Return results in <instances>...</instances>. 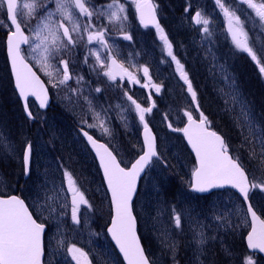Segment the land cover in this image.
<instances>
[{"label":"snow or ice","instance_id":"1","mask_svg":"<svg viewBox=\"0 0 264 264\" xmlns=\"http://www.w3.org/2000/svg\"><path fill=\"white\" fill-rule=\"evenodd\" d=\"M135 4L136 12L139 15L140 23L147 27L149 24L155 26L160 41H162L163 50L166 53L165 60L171 58V61L176 65V72L179 74V79L187 86V93L190 94L193 102L197 100V92L193 88L192 81L185 69V65L174 53L173 43L169 40L163 27L156 18V5L151 0H132ZM241 5H247L249 9L255 11L256 17L259 18L260 24L264 25V2L257 3L256 0H237ZM125 3H120L119 0H112L107 5L96 6L92 0H28V2L20 3V0H0V14L7 21L8 27L14 30L7 32V47L11 58L12 71L15 76V88L18 90V95L22 100L23 108L29 120H35L32 111L29 108V97L34 98L38 102L40 109H46L49 105L48 90L44 87L40 79L32 72L29 65L25 62L21 55V45L27 44L32 49V52L38 56L37 63L43 69L51 67L48 61L55 59L57 61V73L62 72V78L58 83H52L54 88L59 86L67 87L70 80L75 79L77 88L70 89L72 96L77 99L83 94L82 84L86 83L82 76L73 77L69 71L71 63V51L77 47L78 43L84 40L83 33H87V45L96 42L103 48L110 49L105 37L108 35L109 29L101 27L95 29L96 25L93 20L99 21L107 15L108 23L123 22L128 19L126 14ZM215 5L227 20V32L231 36V40L236 49L247 53L251 60L260 65L259 71L264 74V64L258 58L257 51L249 45L248 32L244 30L245 22L241 21L240 16L236 15V9L227 3V0H214ZM54 4V8L52 7ZM91 5V7H89ZM191 11L190 7L185 8V12ZM74 14L84 17L88 23L81 25L74 20ZM58 17V18H57ZM32 20H37L32 36L24 35L25 28ZM71 23V29L66 26L65 22ZM191 22L197 26H201L199 30L203 33L204 39L212 36L210 20L205 18L200 10H196L191 16ZM22 24L24 27H22ZM0 26H3V21H0ZM73 34L77 39H74ZM124 40L131 41L133 38L129 33H123ZM64 53L69 54V59H62L60 56ZM264 55V54H262ZM89 56H94L100 67L104 66V61L101 59V54L98 51L90 49L84 56V62L87 63ZM111 63L116 66L117 62L114 57L109 55ZM205 59H210L209 73L215 76L217 70L220 73V78L224 82L225 88L220 90V94L225 98L226 110L239 107L242 123L238 124L241 132L242 145L247 144L255 151L260 148L261 153H264V128H261L258 122L252 116L251 109L247 102L242 101L240 94L235 85V79L226 72L222 65L216 63L214 54L209 49L205 52ZM164 62V61H162ZM59 66H62L59 67ZM92 70L95 67L90 66ZM123 73L127 76L129 84H140L139 79L119 66ZM144 77L147 78V83L140 85L143 88H153L156 94H159L162 85L153 84L149 75V68L142 67ZM46 74L52 76L51 72ZM104 75L109 80H116V75L111 70L104 72ZM123 79V77H121ZM95 92L100 93L102 89L95 88ZM124 95L127 100L134 105L135 113L138 115L139 122L143 125V144L140 149V154L131 164V167H121L117 156L108 147L107 144L99 143L87 129H99L104 135H110L107 127H104V121L100 120L99 125L96 123H88L87 120L82 121L78 131L82 138L86 140L96 151L99 157L100 166L103 169V177L106 180L107 190L110 191V203L114 210V215L111 217V226L107 231L111 234L115 244L123 253L127 264H155L153 260L145 254V250L140 244L139 238L136 235V217L133 215V198L138 191V179L141 173L154 164L159 163L165 168L168 167L167 161L161 157L157 151L156 137L152 134L146 121V113L151 114L155 107V102L149 107H142L137 103L132 96L125 91ZM151 93H149V99ZM71 99V97H67ZM88 103L89 111L93 112V120L99 118V113L91 104V101L84 98ZM197 111L199 104H196ZM106 112L107 109H104ZM188 124L183 129H173L174 131H182L187 137L188 143L195 151L196 166L192 172V181L189 184L191 191L196 193H210L215 189H223L226 187L234 188L238 191L241 200L246 206V213L251 215L252 228L247 235V247L250 250H259L264 253V220L260 219L257 212L254 210L250 200L252 192L259 190L264 192V181L256 182L249 181L248 172L243 167L239 156L229 154V145L224 138L215 131H210L207 127L210 124L208 117L203 112H199L200 119L194 120L192 113L186 111ZM167 118V115L165 116ZM169 128L172 124L169 123ZM0 148H3L5 154L11 155L14 151V146L0 134ZM34 145L32 141H26L22 151V176L30 178L32 175V155ZM251 159V156H250ZM58 167L62 170L63 183L59 188V197L63 203L53 206L52 197H46V204L40 205L42 209L46 208L49 212V217L62 221L66 217L70 208V217L73 227L81 224V208L85 207L86 212L93 210L92 204L86 198L85 193L81 191L77 185L76 179L72 173L64 167V164L58 159ZM48 181L45 179L44 184ZM70 194V201L68 196ZM195 209H183L177 211L175 206L169 210L167 225L163 228L158 239L164 248L172 253L173 264H179L176 259L178 243L172 238V232L183 233L182 220L189 226L192 233V240L189 242L193 249V264H205L206 249L209 245L220 240V233L234 230L238 225L229 222V214L231 209L226 208L221 212L216 205H213L208 211L212 213L207 217L213 221L216 227L213 229L211 225H204L197 217H193L192 213ZM56 214L55 216L53 214ZM161 218V213L157 214V219ZM195 225V226H194ZM48 225L40 223L34 218L33 212L29 210V205L24 199L16 195L6 197L0 196V264H42L44 255L43 236ZM57 231H60L58 225ZM212 234H209V233ZM66 241L61 239L58 241L60 247L65 246ZM222 243V241H221ZM67 254H70L71 259L76 261V264H81V257L87 258V253L83 249L78 248L76 244H71L66 247ZM226 256L231 253L225 248L222 249ZM87 264H92L87 261ZM243 264H256L252 256H247L243 260Z\"/></svg>","mask_w":264,"mask_h":264},{"label":"rangeland","instance_id":"2","mask_svg":"<svg viewBox=\"0 0 264 264\" xmlns=\"http://www.w3.org/2000/svg\"><path fill=\"white\" fill-rule=\"evenodd\" d=\"M24 2H28V0H20V3ZM119 2L125 3V0H119ZM256 2L260 3L264 2V0H256ZM227 3L236 9V15L240 16L241 21L245 22L244 30L248 32L249 45L257 51L258 58H260L261 63L264 64V55L262 57V54H264V25L260 24L259 18L255 15V11L249 9L247 5L239 4L237 0H227ZM107 4L100 3L95 5L100 6ZM156 5H158L157 2ZM54 6L55 5L52 4L53 8ZM89 7H91V5H89ZM125 7L128 19L123 22V25H121L120 22H113L110 24V27L108 26L109 23L107 17L105 19L101 18L99 21H92V23H97V29L90 30H99L98 27L102 26L109 29L108 36H106L105 39L107 40L109 49L111 50L110 53L108 49L103 48L96 42H93L85 47V44L87 43V33H83L84 40L78 43L77 47L71 51V63L69 64L71 74L73 77L82 76L86 82L81 85V87H83V94L78 99L75 96H72L69 91L70 89L78 87L75 79L68 82L67 87L59 86L54 88L52 86V83H58V81L62 78V72L57 73L56 69L58 65L55 59H50L48 61L51 67L43 69L41 65L37 63L38 56L32 52L29 45L24 48L23 54L33 64L40 75L48 82L54 98L53 108L65 112L66 116H68V118L72 121L83 118V120H87L88 123H96L99 125L100 120H103L104 127L109 129L110 135L102 134L99 127L92 130L103 139L110 142V144L118 152L120 159L125 163H129L132 157L136 156L140 152V132L143 125L138 120V115L135 113L134 105H131V102L127 100L124 93L127 91L128 95L134 96L132 98L136 100L137 103H140L142 107H149L153 102H155V107L153 108L152 113H146V121L157 132L160 151L162 152L163 158L170 163L176 171L175 176L180 180L181 176H187L189 174V178L194 165L191 161L190 155L188 153L186 154L181 145L177 141L171 140L169 136H172V133L180 134V131H174L173 129H178L177 125L179 121L187 120V116L184 115L186 111L191 112L192 116L198 115L199 110L197 111L196 109L197 101L193 102L190 94L187 93V86L179 79L175 63L171 61L170 57L167 58V60L164 59L166 53L163 50L162 41L159 39L156 28L148 29L139 23L135 12V4L132 0H127ZM193 10H200L202 15L210 20V27L212 31V36L204 39L203 33L199 30L202 28V25L196 26V31H193L191 34L193 40L200 38L201 42L209 44V48H215L213 32L214 29L217 28L226 31L225 36L229 38L228 47L231 52H233L237 57H241L239 54L248 55L247 53L236 49L233 45L231 36L227 32V20L215 5L214 0H199V3ZM193 14L194 13L190 15V18ZM83 18L84 17L74 14V20L77 23L82 24L81 19ZM100 22H104L102 23V26H99ZM36 24L37 20H32L28 24L27 28H25L30 37L33 33L32 31H29L28 28L34 29ZM65 24L71 29V23L66 21ZM22 26L24 27L23 24ZM8 31H10V28H8ZM111 31L114 37L110 39L109 33ZM125 32L132 36L133 39L131 41L124 40L122 38V35ZM73 35L74 39H77L76 35ZM195 43L196 42H194V45ZM90 49L100 52L101 59L104 61L103 67L99 66L94 56H89L87 63L84 62V56ZM201 49L205 53V50H203V48ZM173 50L175 51L174 48ZM109 55L115 58L118 69H115L112 65ZM177 57L181 60V63L184 64V60L188 57L186 48H179V55ZM60 58L69 59V54L64 53L60 56ZM121 65L123 69H127L128 72L135 75L139 79L140 84H129L127 76L119 67ZM90 66L95 67V70H92ZM143 66H147L149 68L151 82L153 84L162 85L159 94H156L153 88H143L140 86L148 82L142 72ZM256 67L259 69L260 65L257 64ZM2 70L3 67L0 65V75ZM109 70H111L114 74H117L116 80H109V78L104 75V72ZM46 71L51 72L52 76L47 75ZM262 76L264 78V74H262ZM121 77H123V79ZM50 80L52 83H50ZM109 82L112 83V90L108 91V93L106 90L103 91V89L104 85ZM95 88H100L102 91L97 93L94 91ZM4 91H7V87ZM149 93H151L150 99ZM67 97H71V99H67ZM85 97H87L88 101H91L95 113L100 114L99 118L95 121L93 120L94 113L89 111L88 103L84 99ZM161 99L167 101L168 106L170 102L173 103L174 110L168 109L166 110V114L162 112L163 108L160 106ZM103 105H105L107 109L106 112L102 111ZM31 108L33 112L37 111L36 106L33 103H31ZM234 109H239V107L237 106ZM50 115L51 113L48 114V116ZM166 115L167 118H165ZM42 119H44V115L42 116ZM51 121L52 118L48 117L46 122L48 123ZM169 123L172 124L171 128L168 127ZM64 124L65 122L61 121V125L63 126ZM25 128H27V126H25ZM18 131L20 132L21 129L19 128ZM0 134H3L7 141L14 146V151L11 155L15 160H17L16 154H18L19 149H16V145L6 136L1 124ZM12 134L15 135L13 132ZM17 145H20V143H17ZM70 146L72 151L76 153L75 150H78L76 148V144L72 143ZM20 148L23 151L24 145ZM0 150L4 149L0 148ZM50 155H52V153L49 152L42 140L38 141L34 145L32 155V175L30 177V183H28L25 187L30 207L40 220L47 222L50 226L45 241L47 263L76 264V261L72 260L70 254H67L65 250L67 246L76 244L78 248L83 249V251L88 254L86 259L81 257V264H87V261H91L92 264H120L118 257L106 235V230H103L102 224H100L99 227L96 225L97 222L101 221V214L106 216V221H109L111 210L109 213L108 211L106 212V208L102 209L100 212L97 211V208L101 207L102 204L106 202V194L103 191L104 188L101 185L97 172H94L93 170V168H95L93 164L92 168L84 161V159L81 160V175H86L85 178L80 175H76L73 168L66 167L76 179L77 185L80 187L81 191L85 193L89 203L92 204L93 208L96 207V212L94 210V213L92 210L90 211L92 213L91 215V213L86 212L85 207L82 206L80 225L73 227L70 217V208L68 209L69 214L66 217H63L62 221H57L56 219L49 217V212L46 208L42 209L40 207V205L46 204V197L53 198L51 203L53 206H57L58 211V205L63 203L62 199H57L60 195L59 188L63 183L62 170L58 167L57 160L51 158ZM262 173L263 177L258 179V183L263 181L264 172L262 171ZM163 174V165L156 163L151 167L150 171L143 180L136 200V208L142 224V235L144 236L146 242H148V247L151 251V260H153L155 264H173L171 258L172 253L166 250L160 240L158 239L157 241L156 238L160 236L163 228L168 226L167 221L169 217V210L172 206H175L177 211L192 209L186 207L188 205V201H181V196H179L176 203L166 205L163 189L160 186L161 181L164 179ZM45 179L48 181L47 185L44 184ZM6 186V178L0 176V191L9 193L8 191L11 189H7ZM187 186H189V182L186 187ZM178 189L179 193L182 194L183 188L181 184H178ZM88 192L91 194V199ZM92 192H94V194H92ZM179 193L176 191L175 195L178 196ZM186 193L188 192L186 191ZM260 196L261 195H258L259 198ZM214 198H216V201H220L224 210L226 208L231 209L228 219L230 223L238 225V227L235 228L236 230L239 231L245 227V219L247 216L245 209L240 202H237L232 195L227 197L216 196ZM68 199L70 201V194ZM258 210L264 217L263 203L258 207ZM158 213H161L160 219H157ZM53 215L55 216L56 214L54 213ZM209 216L211 215H208V217ZM193 217H197V215L193 214ZM207 222L208 225H211L210 219H207ZM58 225L60 227L59 232L57 231ZM187 226L188 225L182 220V228L184 231L183 233L178 234L189 232ZM172 238L178 243V254L180 252V238L178 237L177 232H172ZM61 239L66 241L64 247H60L58 245V241Z\"/></svg>","mask_w":264,"mask_h":264},{"label":"trees","instance_id":"3","mask_svg":"<svg viewBox=\"0 0 264 264\" xmlns=\"http://www.w3.org/2000/svg\"><path fill=\"white\" fill-rule=\"evenodd\" d=\"M155 1L159 5L158 13L161 19V27H163L169 40L173 43L175 55H179V48H186L188 57L184 60V65L189 74V78L192 81L193 88L197 92L196 101L199 104V112H203L204 115L208 117V120L210 121L209 126L212 129L224 136L226 143L229 145V151L234 157H240V161L248 172L250 180L253 181V178L255 177V180L258 183V179L263 177L264 153H261L259 147L253 152L249 145H242L241 132L238 128V124L242 123L240 109L230 108L226 110L224 103L226 97L220 94V90L224 89V91L227 92L228 89L225 88L218 70L215 76L210 75L209 65L211 61L210 59H205V53L201 48H203L205 52L210 49L216 58V63L222 65L226 72L234 77L235 85L238 89L241 100L247 102L253 118L259 123L261 128H264V78L256 67L257 64L251 60L249 55L239 54L241 57H237L230 51V48L228 47L229 38L225 36L226 31L224 30L217 28L214 29L213 35L215 48H209V44L201 42L200 38L193 40L191 34L193 31H196V27L193 26L190 15L194 13L195 10L193 9L199 3V0ZM186 7H190L191 11L186 13ZM0 21H3V26H0V65L3 67L0 75V124L6 136L16 145L15 148L19 149L18 154H16L17 160H15L12 155L5 154L4 150H0V176L6 178V187L7 189H11L8 191L9 193L18 194L28 202L26 196L27 190L25 187L30 183V178L24 179L22 176V149L20 147L24 145L26 141H32L33 145H35L38 141L42 140L44 145L53 151L54 155L51 158L54 160L59 159L65 165V168H73L76 175L85 178L86 175H81V157L74 154L70 146V143H77L80 146H83V150L86 152L85 144L74 129L75 126H80L81 122L84 120L83 118H80L76 119V121H72L66 116L65 112L53 107L46 113L36 112L35 117L37 118L33 121H29L25 118L22 106L12 85L6 60L5 38L9 27L2 14H0ZM192 40L196 42L195 45ZM111 84L112 83L109 82L104 85V89L107 92L112 90ZM6 87L7 91L5 92L4 89ZM160 106L165 109H162V112L165 114L168 109L174 110V104L170 102L168 106L167 101L163 99L160 100ZM104 109H106L105 105H103V110ZM49 113H51L52 116H48ZM43 115L44 119H42ZM45 117L46 121L48 117L52 118V121L47 123ZM197 117L200 118L199 113ZM61 121L65 122L63 126L61 125ZM184 122L185 120L178 122V129L182 128ZM25 126H27V128H25ZM19 128L21 129L20 132L18 131ZM12 132L15 135H13ZM70 136H73V140H76V142L66 139ZM169 138L173 141H177L186 154L188 153L190 155L183 143L181 134L172 133V136H169ZM17 143H20V145H17ZM82 159L85 161L87 155L85 154ZM191 161H193V159H191ZM175 174L176 171L170 163H168V167L164 170V179L160 183V186L163 189L166 205L176 203L179 196H181V201H188L186 207L195 209L193 214H196L197 218L201 219L200 221L204 225H208L207 217L208 215H212L208 209L213 205H216L221 212L224 211L220 201H216V198L214 197H227L232 195L237 202L242 204L239 197L231 191H223L201 197L186 193L185 189L188 175L181 176L179 180ZM178 184L182 185V194L179 193ZM103 191L105 193V190ZM176 191L179 193L178 196L175 195ZM0 194L7 193L0 191ZM92 194H94V192H92ZM88 195L91 199L90 192H88ZM258 195H261L260 198ZM105 198L106 202H104L101 207L97 208V211L100 212L102 209L106 208V212L108 211L109 213V200L107 196H105ZM250 200L258 210V207L262 203L264 205V192L259 190L252 192ZM95 209L96 207L93 208L96 212ZM134 211L138 219V228L143 245L150 257L151 251L148 247V242H146L141 232L142 224L137 212L136 203L134 205ZM105 218L106 216L101 214V221L96 223L98 227L102 224L103 230L109 222L108 220L106 221ZM211 226L213 229L216 227L213 221H211ZM187 228L189 229V226H187ZM248 229L249 222L246 218L245 227L241 230L238 231L234 229L227 232H221L220 240L209 245L206 249V258H202L205 260V264H243V260L247 256H252L256 261V264H264V260L259 255L248 253L246 250L244 237ZM209 234L212 233L210 232ZM177 235L180 238V252L177 254L176 259L179 261V264H193V249L189 244L192 240L191 231L189 230V232L184 234L177 233ZM156 239L158 241V238ZM225 248L231 253L230 256L224 254L222 249ZM114 252L118 257L119 263L122 264L115 250Z\"/></svg>","mask_w":264,"mask_h":264},{"label":"water","instance_id":"4","mask_svg":"<svg viewBox=\"0 0 264 264\" xmlns=\"http://www.w3.org/2000/svg\"><path fill=\"white\" fill-rule=\"evenodd\" d=\"M151 2L153 3L152 0H151ZM153 4H154V3H153ZM136 13H137V12H136ZM137 16H138V18H139L138 13H137ZM156 18H157V20H158L159 23H160V19H159V17H158L157 10H156ZM139 21H140V20H139ZM142 25H143V24H142ZM147 27L155 28V26L152 25V24H149ZM12 30H14V29H12ZM24 35H27V36H28V34H27L25 31H24ZM26 46H27V44H22V45H21V55H22V56H23V54H22V48H24V47H26ZM6 56H7V61H8V65H9V69H10V73H11V77H12L13 85H14V88H15V76H14V73H13V71H12L11 58H10L9 53H8L7 37H6ZM23 57H24V56H23ZM24 59H25V62H26V63L29 65V67L31 68L32 72L35 73V75H36V76L40 79V81L43 83L44 87L47 88V90H48L47 84L45 83V81L43 80V78L38 74V72L34 69V67L32 66V64H31L29 61H27V59H26L25 57H24ZM15 91H16V93H17V95H18V90H17L16 88H15ZM48 96H49V105H48V107H47L46 109H40V108L38 107L40 110H47V109L49 108V106L51 105V96H50L49 90H48ZM18 97H19V95H18ZM31 99H32V100L36 103V105L38 106V102H36V101L34 100V98L29 97V101H30ZM19 100H20L21 105H22V108H23V103H22V100H21L20 97H19ZM29 108H30V105H29ZM30 110H31V108H30ZM23 111H24V108H23ZM24 114H25V111H24ZM25 117L28 119V117L26 116V114H25ZM193 119L198 121V119H196V118H194V117H193ZM187 124H188V120H187L186 123L184 124L183 128H184ZM207 127H208V125H207ZM208 129H209L210 131H214V130L210 129L209 127H208ZM151 132H152L153 135H155V133H154L152 130H151ZM143 134H144V129H142V131H141V140H142V143H143ZM218 134L221 135L220 133H218ZM90 135H91V134H90ZM221 136H222V135H221ZM155 137H156V135H155ZM183 137H184V141H185L186 145L188 146V148H189L190 151L192 152V154H193V156H194V159H195V161H196L195 151L192 149L191 145L188 143L187 137L184 135V133H183ZM222 137H223V136H222ZM223 138H224V137H223ZM84 140H85V139H84ZM224 140H225V139H224ZM85 142H86V140H85ZM86 143H87V142H86ZM99 143L105 144V143H103V142H101V141H99ZM156 143H157V137H156ZM87 144H88V143H87ZM88 146H89V148L91 149L92 153L94 154V156H95V158H96V160H97V162H98V164H99V167H100V170H101L102 176H103V169H102V167L100 166V163H99V157L96 155V151H95V149H93V148L91 147L90 144H88ZM157 151H158V150H157ZM229 154H230V153H229ZM230 155H231V154H230ZM117 160H118V158H117ZM118 161H119V160H118ZM134 162H135V160H134L132 163H134ZM132 163H131V164H132ZM121 167H124V166L121 165ZM129 167H131V165H130ZM126 168H127V167H126ZM146 170H147V169H146ZM146 170H145L144 173H141V177L138 179V189H139L140 181H141V179L143 178V176L145 175ZM103 179H104V177H103ZM192 179H193V177H192ZM192 179H191V181H192ZM248 179H249V177H248ZM104 182H105V186H106V189H107V184H106V180H105V179H104ZM225 189H232L233 191H235V192L239 195L238 191H237L236 189H234V188H231V187H226V188H223V189H215V190H212L210 193H212V192H214V191H217V190H220V191H221V190H225ZM189 190H190V188H189ZM107 191H108V194H109L110 199H111L110 191H109V190H107ZM190 191H191V190H190ZM191 192H194V191H191ZM137 193H138V191H137ZM137 193L135 194V196H134V198H133V203H134V200H135V198H136ZM194 193H196V192H194ZM210 193H203V194H201V193H196V194H198V195H208V194H210ZM16 196H18V195H16ZM3 197H6V196H3ZM19 197H20V196H19ZM239 197H240V196H239ZM21 199H23V198H21ZM25 203H26V202H25ZM243 203H244V202H243ZM244 206H245V205H244ZM245 208H246V206H245ZM29 210H30V209H29ZM254 210H255V208H254ZM111 211H112V215H114V210H113V208H112V205H111ZM255 211H256V210H255ZM256 212H257V211H256ZM112 215H111V217H112ZM133 215L135 216L134 210H133ZM247 215H248V218H249V221H250V229H249V231H248V233H249V232L251 231V228H252V223H251L252 218H251V215H250V214H247ZM257 215L260 217V219L263 220V218L258 214V212H257ZM135 217H136V216H135ZM110 226H111V219H110V222H109V224H108V226H107V228H106V232H107V234H108V236H109L111 242L113 243L114 247L116 248L118 254L120 255V257H121L123 263H124V264H127V260H125L123 253L120 252L119 247L115 244V241L112 239L111 234L107 231L108 227H110ZM46 230H47V228H46ZM45 232H46V231H45ZM248 233H247L246 236H245V245H246V247H247V235H248ZM44 235H45V233H44ZM136 235H137V237L139 238V241H140L141 246L143 247V244H142V242H141V239H140V236H139V233H138L137 219H136ZM43 242H44V236H43ZM143 249H144V247H143ZM247 250H248L250 253H258V254H260V255L264 258V253H260L259 250H250V249H248V247H247ZM145 254H146V252H145ZM146 255H147V254H146ZM44 256H45V252H44V255H43V257H42V264H45V263H44Z\"/></svg>","mask_w":264,"mask_h":264},{"label":"flooded vegetation","instance_id":"5","mask_svg":"<svg viewBox=\"0 0 264 264\" xmlns=\"http://www.w3.org/2000/svg\"><path fill=\"white\" fill-rule=\"evenodd\" d=\"M104 1H105L104 4H107V3H111V2H112V0H104ZM106 17H107V16L105 15L103 18L105 19ZM84 19H85V18H84ZM85 20H86V19H85ZM86 23H88V22H86ZM86 23H82L81 25H84V24H86ZM102 23H104V22H100V23H99V26H102ZM93 24L96 25V28H95V29H97V23H96V22H93ZM108 26L111 27L110 24H109ZM102 27H104V26H102ZM100 28H101V27H98V29H100ZM107 36H108V35H107ZM73 37H74V35H73ZM109 37H110V39L114 37L112 31L109 33ZM98 139L104 141L106 144H108V146H109L114 152H116L115 148L110 144V142H108L107 140H105V139H103V138H101V137H99V136H98Z\"/></svg>","mask_w":264,"mask_h":264}]
</instances>
